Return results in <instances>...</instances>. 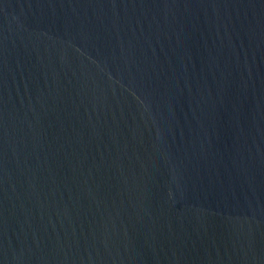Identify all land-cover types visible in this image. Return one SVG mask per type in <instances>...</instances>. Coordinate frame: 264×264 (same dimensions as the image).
I'll use <instances>...</instances> for the list:
<instances>
[{
    "label": "water",
    "instance_id": "obj_1",
    "mask_svg": "<svg viewBox=\"0 0 264 264\" xmlns=\"http://www.w3.org/2000/svg\"><path fill=\"white\" fill-rule=\"evenodd\" d=\"M0 264H264V0H0Z\"/></svg>",
    "mask_w": 264,
    "mask_h": 264
}]
</instances>
